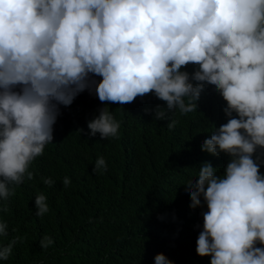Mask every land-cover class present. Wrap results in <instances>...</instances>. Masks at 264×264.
<instances>
[{
	"label": "clouds",
	"instance_id": "clouds-1",
	"mask_svg": "<svg viewBox=\"0 0 264 264\" xmlns=\"http://www.w3.org/2000/svg\"><path fill=\"white\" fill-rule=\"evenodd\" d=\"M208 85L226 102L227 122L201 151L229 159L222 172L202 162L184 184L199 216L188 250L196 264H264V0H0V199L34 178L29 167L53 140L59 106L86 89L120 105L154 94L165 102L155 120H168L176 109L196 111ZM87 128L118 138L120 123L104 106ZM101 170L98 157L92 171ZM46 200L35 197L36 216L49 211ZM17 242L0 246V260ZM154 264L171 261L158 253Z\"/></svg>",
	"mask_w": 264,
	"mask_h": 264
},
{
	"label": "trees",
	"instance_id": "trees-1",
	"mask_svg": "<svg viewBox=\"0 0 264 264\" xmlns=\"http://www.w3.org/2000/svg\"><path fill=\"white\" fill-rule=\"evenodd\" d=\"M164 103L151 93L128 104L101 103L86 89L70 106H59L53 140L29 167L34 178L14 186L9 200L0 199V222L8 224L0 246L23 237L0 264H154L158 253L171 264H196L188 248L199 216L184 184L195 183L204 161L218 172L226 166L227 156L201 151L215 127L227 122L226 102L208 85L196 111L181 115L176 109L168 120H155L152 110ZM104 106L120 123L118 138L88 135L87 123ZM171 120L177 123L169 129ZM98 157L107 170L94 173ZM260 169L264 174V164ZM49 177L52 187L43 183ZM64 177L71 181L67 187ZM41 193L49 211L38 217L35 197ZM45 236L53 240L46 249L39 245Z\"/></svg>",
	"mask_w": 264,
	"mask_h": 264
},
{
	"label": "rangeland",
	"instance_id": "rangeland-1",
	"mask_svg": "<svg viewBox=\"0 0 264 264\" xmlns=\"http://www.w3.org/2000/svg\"><path fill=\"white\" fill-rule=\"evenodd\" d=\"M189 264V263H188Z\"/></svg>",
	"mask_w": 264,
	"mask_h": 264
}]
</instances>
